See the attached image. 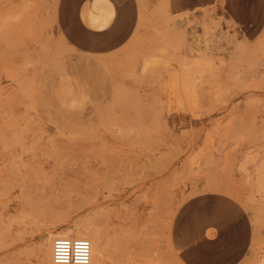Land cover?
<instances>
[{"label":"rangeland","instance_id":"374dc122","mask_svg":"<svg viewBox=\"0 0 264 264\" xmlns=\"http://www.w3.org/2000/svg\"><path fill=\"white\" fill-rule=\"evenodd\" d=\"M89 1L0 0V264H264V0Z\"/></svg>","mask_w":264,"mask_h":264},{"label":"crops","instance_id":"0c3cea01","mask_svg":"<svg viewBox=\"0 0 264 264\" xmlns=\"http://www.w3.org/2000/svg\"><path fill=\"white\" fill-rule=\"evenodd\" d=\"M112 1L120 2L125 9L130 8L134 3L133 0H90L89 3L84 4L80 11V18L89 29L84 28L80 23L74 22L73 25L76 27L72 30L74 37L103 32L110 25L115 14Z\"/></svg>","mask_w":264,"mask_h":264},{"label":"bare ground","instance_id":"6f19581e","mask_svg":"<svg viewBox=\"0 0 264 264\" xmlns=\"http://www.w3.org/2000/svg\"><path fill=\"white\" fill-rule=\"evenodd\" d=\"M169 12V11H168ZM22 13V12H21ZM12 19V18H11ZM180 86V85H179ZM176 92V90H175ZM258 191L264 192V172L257 173ZM228 189V188H227ZM80 221V220H79ZM83 221V220H82ZM90 223V222H88ZM85 222H77L73 224H66L64 230L53 232L47 245L46 259L48 264H54L52 260V242L56 236L68 237H82L86 238L91 243V255L88 264H101L102 258L105 256L106 247L103 244V239L94 235L93 228L90 224ZM102 235V234H101Z\"/></svg>","mask_w":264,"mask_h":264},{"label":"built area","instance_id":"2783aa9c","mask_svg":"<svg viewBox=\"0 0 264 264\" xmlns=\"http://www.w3.org/2000/svg\"><path fill=\"white\" fill-rule=\"evenodd\" d=\"M91 243L82 237L56 236L52 242L54 264H88Z\"/></svg>","mask_w":264,"mask_h":264}]
</instances>
